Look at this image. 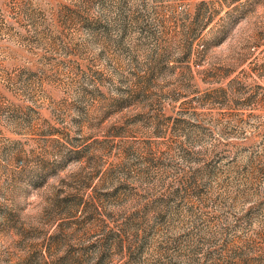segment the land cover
I'll list each match as a JSON object with an SVG mask.
<instances>
[{"label":"rangeland","instance_id":"rangeland-1","mask_svg":"<svg viewBox=\"0 0 264 264\" xmlns=\"http://www.w3.org/2000/svg\"><path fill=\"white\" fill-rule=\"evenodd\" d=\"M0 264H264V0H0Z\"/></svg>","mask_w":264,"mask_h":264}]
</instances>
